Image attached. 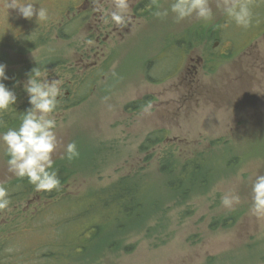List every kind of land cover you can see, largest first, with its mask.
Wrapping results in <instances>:
<instances>
[{"label":"rangeland","instance_id":"obj_1","mask_svg":"<svg viewBox=\"0 0 264 264\" xmlns=\"http://www.w3.org/2000/svg\"><path fill=\"white\" fill-rule=\"evenodd\" d=\"M79 1L33 0L49 11V19L41 23L35 17L16 18V10L8 14L0 6V63L7 65L9 79L4 83L18 97L8 113L30 106L24 83L32 69L39 67L49 80L59 79L61 96L67 98L53 114L60 141L53 167L74 172L62 191L74 196L33 200L27 206L37 190L18 199L17 177L8 172V156L0 145V183L9 184L10 193V205L0 210V264H264V218L250 212L252 183L256 175L264 174V82L253 87L247 81L248 75L264 80V68L257 71L253 67L254 59L264 62V0H248L253 15L247 28L237 26L217 9L216 0H210L214 18L205 23L213 28V37L199 46L210 62L199 76L201 82L190 85L183 71L166 77L169 69L182 65L184 55V49L176 50L179 46L168 42L202 20L193 16L177 22L171 12L157 17L153 4L152 12L131 20L122 35L91 41L84 47L91 23L85 19L73 32L77 24H69L66 17L70 5ZM170 2L159 0L161 8H168ZM78 9L82 7L76 5L71 13ZM46 31L44 43L31 45L22 58L17 56L13 37L35 40ZM81 47L95 51L86 70L97 68L83 72L77 68ZM195 47L190 48L192 52L200 51ZM174 85L192 87L181 93L172 91ZM150 93L158 95L152 107L145 109L147 101L134 109L139 98ZM18 126L14 123L12 127ZM159 129L164 130L163 140L148 151L141 150L146 136ZM217 138L224 139L218 146L222 154L233 152L243 159L208 194L175 205L166 215L151 216L140 229L120 234L125 244L134 245L131 251L106 250L85 261L76 259V253L67 255L64 243L76 244L81 232L102 224L104 213L108 224L115 215L111 209L98 207L80 222L78 195L107 189L137 169L155 174L161 155L170 148L184 155L189 147L204 149ZM72 141L80 155L68 160L65 148ZM227 192L240 196L232 209L221 203ZM236 213L231 226L214 227V220ZM53 251L57 254L51 256Z\"/></svg>","mask_w":264,"mask_h":264},{"label":"trees","instance_id":"obj_2","mask_svg":"<svg viewBox=\"0 0 264 264\" xmlns=\"http://www.w3.org/2000/svg\"><path fill=\"white\" fill-rule=\"evenodd\" d=\"M213 28L200 24L194 26L190 31V38L186 35L182 39L175 37L176 42H191L195 45L203 37L211 39ZM181 37V36H180ZM15 78L18 73H11ZM66 101V98L63 99ZM139 102V101H138ZM137 106L142 107V104ZM16 113L9 114L8 111L0 115V133L6 131L20 122V116L25 107ZM160 131L149 133L141 144V150L148 151L155 144L163 140ZM223 138L212 139L204 149H187L189 152L184 155L176 154L171 148L164 152L160 157L158 172L143 173L137 169L130 174L123 175L114 185L94 194H80L79 201L81 209L78 212V220L83 222L95 208L115 211L114 218L108 224L107 212L103 214L102 224L94 225L84 233L81 232L76 244L73 242L64 243V250L68 256L76 253L79 261H85L90 257L97 256L106 250L131 251L134 245L125 244L119 237L132 230L140 229L145 226L151 216L166 215L175 206L187 204L197 195L208 194L213 186L221 179L233 172L242 161V156L235 153L222 154L218 146L223 143ZM181 151V147H178ZM218 150V153H217ZM145 169V168H143ZM57 174L61 184L58 189L43 191L46 200L61 195V198L69 199L74 195L62 192L64 184L74 172L67 167H59ZM14 184L18 188V199H26L35 191V187L28 182L25 177L17 178ZM9 184H7L8 186ZM111 215V214H110ZM86 216V217H85ZM238 214L222 216L219 220H214V227H229L235 221ZM63 250V251H64ZM57 252H51V256ZM210 263V260H209Z\"/></svg>","mask_w":264,"mask_h":264},{"label":"clouds","instance_id":"obj_3","mask_svg":"<svg viewBox=\"0 0 264 264\" xmlns=\"http://www.w3.org/2000/svg\"><path fill=\"white\" fill-rule=\"evenodd\" d=\"M93 3L98 6V10L104 11L99 0H93ZM152 3L156 6L154 14L157 17H167L171 12L177 22L193 16L204 22L214 18L210 0H171L168 8H161L159 0H152ZM216 7L237 26L247 28L251 25L253 14L248 0H216ZM3 8L8 14L10 9L16 10L25 19L31 20L35 17L38 23L49 19L47 7L33 0H5ZM129 9V0H112V8L105 15L117 26L126 25L130 20ZM6 69L7 65L0 63V113L15 106L18 99L12 88L4 83L9 79ZM48 76L39 67L27 74L24 90L30 106L22 112L18 127H8L0 133V145L8 156V172L20 179L26 177L37 191L58 189L61 184L53 167V154L60 143L56 132L59 125L53 114L58 109L62 93L59 79L49 80ZM151 107L149 102L145 109ZM65 154L68 160L79 157L75 141L66 145ZM251 193V214L258 219L264 218V174L256 175ZM239 202L240 196L235 192H227L221 198V203L228 209H232ZM9 205L8 187L6 183H0V210L8 208Z\"/></svg>","mask_w":264,"mask_h":264},{"label":"flooded vegetation","instance_id":"obj_4","mask_svg":"<svg viewBox=\"0 0 264 264\" xmlns=\"http://www.w3.org/2000/svg\"><path fill=\"white\" fill-rule=\"evenodd\" d=\"M5 0H0V6H3ZM100 5L103 6L104 11L98 10V6L93 3V0H80L78 4L82 7V9H78L76 12H72V9H75L76 5H70V7L67 9V18L69 20V24H77L75 31L80 29L83 21L86 19L89 23H91L90 27H93L90 31H88L87 34L84 36V47L88 44V41H95L99 43L101 40L108 41L112 39L115 35H122L123 30L128 31L129 23L131 20H137L139 17H145V15L150 14L153 9L151 7L153 5L152 0H129L130 3V20L126 25H120L117 26L114 23L111 22L110 17H106L105 13L109 11L112 8V0H99ZM145 15L143 16V14ZM16 18H22L19 16L18 12H15ZM59 20V17H58ZM63 28V27H62ZM64 29V28H63ZM30 30L29 28H25L22 31V34L28 33ZM47 31L43 33H39V35L35 38V40H32L31 38H22L21 35L17 37H13L11 39V44L15 46V51H17V56L19 55L20 58H22V54H25L27 50L30 48L31 45H39L40 43H44L47 39ZM104 34V36H103ZM28 40V41H27ZM84 47H81L78 51V55L80 56V64H78L77 68L82 69V72L86 70L88 67L87 63L91 59V56L95 54V51L93 49H86ZM184 47V55L182 58V65L173 67L172 69H169L166 77H174L179 72H184L183 76H185V79H189L187 81V85H190L192 82L200 83L201 79L199 78L200 75L204 73V70L206 71L207 68V61H206V53L201 50L199 52H192L191 50H187ZM10 56V54H9ZM62 64V63H60ZM253 67L255 70H263L264 68V62H261L260 59H254ZM97 67H90L86 71H89L91 69H94ZM248 82L250 81V84H252L253 87H255L257 84L261 82V79H259L255 75H248ZM192 86H180V85H174L173 92H181L186 93L188 92V89H190ZM66 93H70L69 91H66ZM64 98H67L66 94L64 96H60L59 100L63 101ZM158 98V95L155 93L145 94L141 98H139V101L143 102L146 99L149 100L151 104H154L156 99ZM258 109L254 111V114L257 115Z\"/></svg>","mask_w":264,"mask_h":264},{"label":"bare ground","instance_id":"obj_5","mask_svg":"<svg viewBox=\"0 0 264 264\" xmlns=\"http://www.w3.org/2000/svg\"><path fill=\"white\" fill-rule=\"evenodd\" d=\"M192 28H194V26L192 27L191 25L189 26V27H187L185 30H184V32L182 33V35H181V37H180V39H182L183 37H185L186 35L187 36H189V34H190V31H191V29ZM171 39V38H170ZM172 41L171 42H168V43H170L171 45H174L175 44V46L177 47V45L179 46V47H177V49L176 50H178L179 48H181V49H184V47H183V45L185 46V48L187 49V50H191L190 48L191 47H195V48H197V49H199L200 51L201 50H203V49H201L199 46L200 45H202L203 43H205L206 45H207V43H208V40H207V38L206 37H203V38H201V39H198V40H200L199 42H197L195 45H191V42H190V40L188 41L187 40V42H176V40L175 39H171ZM206 49H207V46H206ZM204 51V50H203ZM197 52V51H196ZM199 52V51H198ZM205 52V51H204ZM182 53H184V51L182 50ZM206 53V61H207V65H208V63L210 62L209 61V59H208V56H207V52H205ZM212 61H216V59L215 58H212ZM264 82V80H261V83H263ZM71 92V91H70ZM161 130V132H164V130H162V129H159V130H156V131H160ZM154 132V131H153ZM163 135V134H162ZM182 150V149H181ZM174 151V150H173Z\"/></svg>","mask_w":264,"mask_h":264},{"label":"water","instance_id":"obj_6","mask_svg":"<svg viewBox=\"0 0 264 264\" xmlns=\"http://www.w3.org/2000/svg\"><path fill=\"white\" fill-rule=\"evenodd\" d=\"M217 43H218V42H216V44H215V45H217Z\"/></svg>","mask_w":264,"mask_h":264}]
</instances>
